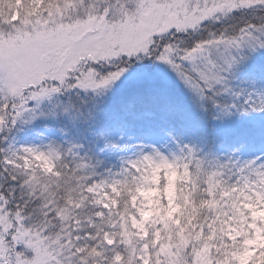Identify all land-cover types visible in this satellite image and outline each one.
<instances>
[{"label":"snow or ice","instance_id":"snow-or-ice-1","mask_svg":"<svg viewBox=\"0 0 264 264\" xmlns=\"http://www.w3.org/2000/svg\"><path fill=\"white\" fill-rule=\"evenodd\" d=\"M0 264H264V0H0Z\"/></svg>","mask_w":264,"mask_h":264}]
</instances>
